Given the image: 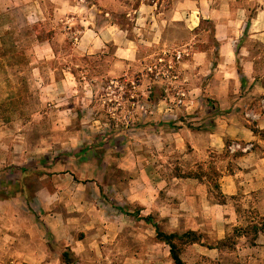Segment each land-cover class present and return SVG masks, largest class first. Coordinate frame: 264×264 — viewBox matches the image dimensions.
<instances>
[{
    "label": "clouds",
    "instance_id": "clouds-1",
    "mask_svg": "<svg viewBox=\"0 0 264 264\" xmlns=\"http://www.w3.org/2000/svg\"><path fill=\"white\" fill-rule=\"evenodd\" d=\"M0 264H264V0H0Z\"/></svg>",
    "mask_w": 264,
    "mask_h": 264
}]
</instances>
